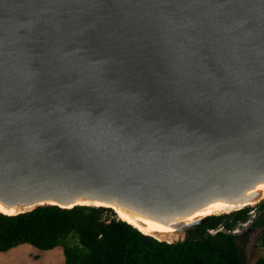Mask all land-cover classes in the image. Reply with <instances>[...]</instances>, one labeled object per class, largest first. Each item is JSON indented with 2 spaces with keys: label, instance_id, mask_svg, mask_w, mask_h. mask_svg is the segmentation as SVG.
<instances>
[{
  "label": "water",
  "instance_id": "water-1",
  "mask_svg": "<svg viewBox=\"0 0 264 264\" xmlns=\"http://www.w3.org/2000/svg\"><path fill=\"white\" fill-rule=\"evenodd\" d=\"M262 184L264 0H0L3 214L116 206L175 243Z\"/></svg>",
  "mask_w": 264,
  "mask_h": 264
},
{
  "label": "trees",
  "instance_id": "trees-1",
  "mask_svg": "<svg viewBox=\"0 0 264 264\" xmlns=\"http://www.w3.org/2000/svg\"><path fill=\"white\" fill-rule=\"evenodd\" d=\"M118 218L113 209L89 206L0 213V252L28 244L46 251L62 247L64 264H246L240 243L257 230L255 246L264 247V199L213 215L175 243L159 241ZM247 223L241 234L235 232ZM255 264H264V257Z\"/></svg>",
  "mask_w": 264,
  "mask_h": 264
},
{
  "label": "rangeland",
  "instance_id": "rangeland-1",
  "mask_svg": "<svg viewBox=\"0 0 264 264\" xmlns=\"http://www.w3.org/2000/svg\"><path fill=\"white\" fill-rule=\"evenodd\" d=\"M249 225L248 223L244 224L235 232L241 234ZM260 232V230H257L250 235L245 243H240V249L246 258V264H255L259 258L264 257V247L255 246L258 243ZM59 248L46 251L24 244L8 252H0V264H64L63 248Z\"/></svg>",
  "mask_w": 264,
  "mask_h": 264
},
{
  "label": "bare ground",
  "instance_id": "bare-ground-1",
  "mask_svg": "<svg viewBox=\"0 0 264 264\" xmlns=\"http://www.w3.org/2000/svg\"><path fill=\"white\" fill-rule=\"evenodd\" d=\"M256 191L262 192L264 197V184L260 185ZM83 204H90V203H83ZM91 205L95 206H101L105 205L102 203H94ZM252 205V204H251ZM245 206H231L227 205L222 202L214 203L205 209H202L198 211L196 214L184 219V224L191 223L195 220L210 216V215H219L222 213H230L232 211H235L236 209H242ZM114 211L116 212L117 216L140 230L142 233L146 235H154L159 238H173L174 237V231L175 229L170 225H164L162 223H159L157 221H154L152 219L140 216V215H134L129 213L128 211L114 206ZM0 212L5 214H15L18 212V210L15 209H7L0 203ZM168 234V235H166Z\"/></svg>",
  "mask_w": 264,
  "mask_h": 264
},
{
  "label": "crops",
  "instance_id": "crops-1",
  "mask_svg": "<svg viewBox=\"0 0 264 264\" xmlns=\"http://www.w3.org/2000/svg\"><path fill=\"white\" fill-rule=\"evenodd\" d=\"M57 249H60L59 247Z\"/></svg>",
  "mask_w": 264,
  "mask_h": 264
}]
</instances>
